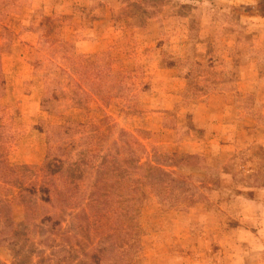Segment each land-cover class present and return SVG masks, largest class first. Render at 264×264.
<instances>
[{"label":"rangeland","instance_id":"374dc122","mask_svg":"<svg viewBox=\"0 0 264 264\" xmlns=\"http://www.w3.org/2000/svg\"><path fill=\"white\" fill-rule=\"evenodd\" d=\"M125 133L135 178L170 173L137 192L138 248L104 264H264V0H0L3 160L40 181L77 165L87 196ZM18 194L0 179L20 227ZM35 237L63 264L62 239Z\"/></svg>","mask_w":264,"mask_h":264},{"label":"trees","instance_id":"16d2710c","mask_svg":"<svg viewBox=\"0 0 264 264\" xmlns=\"http://www.w3.org/2000/svg\"><path fill=\"white\" fill-rule=\"evenodd\" d=\"M58 134L60 141H65L63 133ZM125 135L114 142L112 150L101 156V162L94 168L92 190L87 196L80 195L81 177L76 173L77 165L68 168L62 165L56 172L49 171L47 178L40 181L33 178L30 165L11 166L0 156V179L19 190L17 204L24 210L19 227L14 219L13 204L0 199V246L7 243L13 246L18 259L16 264H57L56 254H46L34 246L37 244L35 236L42 233L47 240L64 241L58 244L59 251L65 252L59 263L104 264L110 257L115 261L125 256L130 259L132 248H138V242L134 240L126 250L121 248L133 237L131 212L139 199L137 192L148 186H163L170 172L154 164L152 159L144 163L148 166L147 174L135 178L144 150L139 153V148L132 146ZM72 143H63L67 155ZM154 155L162 157L158 153ZM79 162L94 165L92 158H82ZM80 239L87 240L91 249L78 252L76 247L82 245ZM0 264L3 263L0 261Z\"/></svg>","mask_w":264,"mask_h":264}]
</instances>
